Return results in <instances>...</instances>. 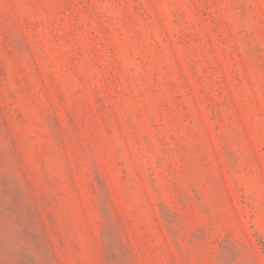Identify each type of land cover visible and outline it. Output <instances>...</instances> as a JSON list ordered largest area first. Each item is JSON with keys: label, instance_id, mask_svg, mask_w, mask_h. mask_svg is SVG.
Segmentation results:
<instances>
[{"label": "rangeland", "instance_id": "1", "mask_svg": "<svg viewBox=\"0 0 264 264\" xmlns=\"http://www.w3.org/2000/svg\"><path fill=\"white\" fill-rule=\"evenodd\" d=\"M0 264H264V0H0Z\"/></svg>", "mask_w": 264, "mask_h": 264}]
</instances>
